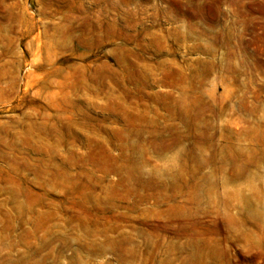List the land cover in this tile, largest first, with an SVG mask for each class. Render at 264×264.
I'll use <instances>...</instances> for the list:
<instances>
[{"label": "rangeland", "instance_id": "1", "mask_svg": "<svg viewBox=\"0 0 264 264\" xmlns=\"http://www.w3.org/2000/svg\"><path fill=\"white\" fill-rule=\"evenodd\" d=\"M0 264H264V0H0Z\"/></svg>", "mask_w": 264, "mask_h": 264}]
</instances>
